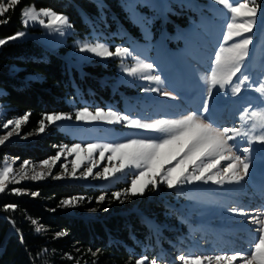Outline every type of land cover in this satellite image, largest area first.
Segmentation results:
<instances>
[{
  "label": "rangeland",
  "instance_id": "374dc122",
  "mask_svg": "<svg viewBox=\"0 0 264 264\" xmlns=\"http://www.w3.org/2000/svg\"><path fill=\"white\" fill-rule=\"evenodd\" d=\"M93 1L99 7V12L94 15L88 14L77 6L88 29L79 31L69 20L73 27L58 33L40 24L38 20H29L28 25L23 24L24 27L19 31L24 32L25 35L17 39L30 37L52 52H59L60 48L67 47L63 57L67 61L68 69L72 71L74 67L80 74L83 72L84 64L115 61L117 74L113 80L108 81L111 96L105 98L99 93L97 96L95 89L89 86L86 89L90 93L88 95L75 82L76 96L72 95L66 99L69 110L48 114H70L72 119L55 122L46 120L43 131L38 128L28 134L21 132L25 121L21 123L19 129H15L14 122L22 117L12 120L4 119L6 108L0 102V138L12 132L4 144L12 142L24 144L28 140H34L42 136L46 128L51 125H56L68 138L60 144L54 156L45 160H26L28 163L25 165V161L19 158H5L0 165V170L10 166L12 171L6 177L4 191L11 189L14 193H23L26 192L24 190L26 184L66 181L105 187L109 189V193H120L118 199L126 194L133 195L131 191L125 192V189L131 188V181L140 170L127 167L121 172L113 173V169L119 167L121 163L119 155L109 160L108 157L112 156V153L105 152L104 159L101 160L97 150L89 159L85 152L69 155V149L74 144L86 147L91 143L126 142L128 138H134L135 133L142 130H130L122 124L112 125L100 120H77L75 114L83 108H88L93 113L98 108L105 111L111 109L133 118L150 120L162 117L177 118L189 112H198L202 104L207 102L210 111L205 115L216 126L241 129L246 128L247 123L251 122L247 120L245 109L250 112L264 108L261 94L255 91V87L264 81V27H261L259 23L253 27L252 33H245V36H253V43L249 45V56L245 58L241 70L249 75L251 85L247 81L244 85H237V77L241 75L237 73L232 78V85L226 84L220 91L213 89V95L207 97L206 81L210 77V69L215 67L214 56L221 48L226 49L232 43L243 39V37H235L227 43L221 39L226 31L225 25L231 22L229 11L223 5L216 4L213 0H119L131 20V23H127L109 8L105 0ZM247 2L250 7L254 6L252 0ZM256 3L264 8V0H256ZM31 5L34 4L27 6ZM35 8L45 9L36 6ZM58 14L68 17L64 13ZM259 16L258 9L257 17ZM40 19H44L47 24V17L41 16ZM244 19L247 17H240L238 22H243ZM83 43L104 44L113 52L118 46L125 47L130 50L131 55L100 57L94 53L80 51ZM138 60L154 64L151 74L160 75L163 83L157 85L153 81L129 75L125 69L134 67ZM108 77L106 75L103 78ZM233 85L239 86L241 91L233 93ZM146 87H160L164 91L171 92L175 99L162 96L158 92L146 93L143 91ZM3 93L4 90L0 87V96ZM9 121L13 123L8 124ZM5 124L8 125L6 128L3 127ZM260 131L257 129V134ZM65 145L68 148H64ZM245 146H247L246 142L241 141L239 147L242 149ZM253 147L256 151L251 153L250 175L239 184L216 185L211 182L207 184L196 182L169 189L165 184L160 183V177L157 176L155 188L149 184L142 195L139 193L133 195L137 199H144V206L157 201L172 205L180 219L178 225L174 226H180L183 223V229L178 233L179 236L182 235L179 246L176 250L170 248L163 262L165 260L166 264H183L178 259L181 255L205 257L239 254L232 264H244V261L250 258L249 254L254 251L259 235L257 231L259 225L253 223L252 218L264 219V207L261 214L260 206L261 203L264 204L261 202V195L264 194V151L260 150L263 146L259 143L254 144ZM173 152L172 146L163 150L159 163L164 164L165 169L172 166L164 163V160ZM57 155L60 158L51 168L43 164L44 161H51ZM74 163L78 165L75 176L72 175ZM226 163L222 162L221 168ZM89 167H93V172L92 175L86 176L85 173ZM105 168L109 169V173L106 177L99 176L98 173L103 172ZM189 170L191 171V168ZM155 171L156 169H153L149 172V176L154 175ZM37 173H43V178L31 179ZM146 179L147 177L139 179L136 188H141ZM67 200H72V204L63 205L65 209L74 210L83 205L82 198ZM231 209L238 211L234 212ZM241 211L247 215L240 214ZM83 213L96 216L98 211L83 208ZM164 214L163 220L151 218L155 232H158L162 225H171L169 214L167 212ZM162 251L159 250L161 253ZM212 264H216V261Z\"/></svg>",
  "mask_w": 264,
  "mask_h": 264
},
{
  "label": "trees",
  "instance_id": "16d2710c",
  "mask_svg": "<svg viewBox=\"0 0 264 264\" xmlns=\"http://www.w3.org/2000/svg\"><path fill=\"white\" fill-rule=\"evenodd\" d=\"M105 1L123 21L131 23L119 0ZM29 4L67 14L79 31L88 29V25L77 6L90 15L99 12L93 0H20L14 10L0 17L7 19L0 25V39L7 40L24 27L21 10ZM66 49L52 52L30 37L0 45L4 119L27 114L22 134L38 130L48 114L68 111L66 99L75 95L76 83L88 95L89 86L97 96H111L108 81L117 74L115 61L84 64L80 74L74 67L69 71L63 57ZM106 75L109 77L104 79ZM67 139L56 125L48 126L34 140L1 145L0 165L7 157L45 160L54 156ZM24 190L14 193L7 189L0 193V264H136L141 258H146L145 264L152 259L166 264L163 258H167L170 248L177 249L182 240L178 233L183 223L174 226L180 221L177 211L163 202L144 206V199L131 194L118 199L105 187L66 181L26 184ZM103 195L104 200H99ZM70 198H82L83 205L74 210L63 208L62 202ZM83 208L97 209L98 214L89 216ZM164 212L169 214L171 225H162L155 232L151 218L163 220ZM37 227L41 228L39 233L35 231Z\"/></svg>",
  "mask_w": 264,
  "mask_h": 264
},
{
  "label": "snow or ice",
  "instance_id": "6c2138e0",
  "mask_svg": "<svg viewBox=\"0 0 264 264\" xmlns=\"http://www.w3.org/2000/svg\"><path fill=\"white\" fill-rule=\"evenodd\" d=\"M214 3L223 5L229 11L230 23L225 25L226 31L222 35L221 39L227 43L232 41L235 37H243L239 42L232 43L228 48H221L220 51L214 56L213 69H210V77H208L206 83L207 97L213 95V89L220 91L224 89L225 85H232V78L237 73H241L240 77H237V85H244L245 82L251 80L249 75L242 72V65L245 62V58L249 56V45L253 43V36H245V33H252L253 27L258 23L261 27H264V8H261L260 4L256 3V0H252L254 6H249L247 0L241 2V0H213ZM20 3V0H3L0 2V17H4L10 10H14L15 6ZM260 10V16L257 17V11ZM47 17L48 22L45 24L44 19L40 17ZM22 23L27 26L28 21H39L40 24H44L47 28H52L56 32H63L67 29H71L73 26L66 15L58 14L52 9H39L37 10L34 5L26 6L21 10ZM240 17H247L243 22H238ZM0 23H7V19H0ZM24 32H18L16 35L8 37L7 40H15L17 37H23ZM7 40L0 39V45L7 43ZM82 52L94 53L100 57H124L130 56L131 52L125 47H116L115 51H110L104 44L97 43L95 45L89 43H83L80 47ZM154 64L139 61L134 67L125 69L129 75L137 76L140 79L153 81L157 85L162 84L163 81L160 75L151 74L154 69ZM237 85H233V93H239L241 88ZM217 86H219L217 88ZM144 92H158L160 95L175 99L173 94L168 91L162 90L160 87H146ZM255 91L261 94V99L264 100V81L259 83L258 87H255ZM210 111L207 102L203 103L201 109L198 112H189L177 118H156L150 120H144L140 118H133L129 115L121 114L111 109L105 111L103 109H96L93 113L88 108H83L75 114L77 120H92V121H105L108 124H122L124 127L130 130H142L134 135V138H128L126 142L121 143H91L86 147H82L80 144H74L69 149V155L72 153L85 152L89 159L92 158V154L99 150L100 159H104L105 152H111L112 156L108 159L112 160L113 157L119 155L121 161L119 167L113 169V173L121 172L127 167H134L140 170L135 178L131 181V188L125 189V192L131 191L133 195L139 193L143 194L144 189L149 184L155 188L157 186L156 177H160V183L165 184L167 188L172 189L177 185L194 184L196 182H203L205 184L211 182L216 185L227 184H239L244 181L245 177L250 175L249 169L251 165V153L256 151L253 147L254 144L259 143L264 146V108L259 110L248 111L245 109V115L250 123H247V127L244 129L237 127H218L210 118L205 114ZM244 117H242L243 119ZM28 119L26 114L22 118L16 120L15 129H19L23 121ZM48 121H61L71 120L70 114H53L45 117ZM13 121H9L8 124H12ZM5 124L3 127H7ZM257 129L261 131L257 134ZM44 130L43 120L40 122V131ZM12 135V132H8L3 138H0V144H4L5 141ZM232 143H229V142ZM246 142L247 146L242 149L239 147L240 142ZM172 146L174 152L167 156L164 163L172 165L167 169L164 168V164H160L159 161L163 155V150ZM64 148H68L67 145ZM235 149V151H234ZM264 151V147L260 149ZM60 158L59 155L53 157L51 161H44L43 164L51 168L56 160ZM175 161V163H173ZM227 162L223 168L221 163ZM25 161V165H27ZM95 165L93 164V167ZM78 165L73 164L72 175L75 176V170ZM93 167H89L86 176L92 175ZM191 168V171L189 170ZM156 169L154 175L149 176V172ZM12 171L10 166H5L0 170V192H3L6 187V177ZM66 171V166H65ZM109 173V169L105 168L103 172L98 173L101 177H106ZM161 173H163L161 175ZM26 175V173H25ZM43 173H37L33 175L31 179H42ZM147 177L145 184L137 189V181L141 178ZM60 178V177H57ZM14 191H19L14 189ZM37 195V193H33ZM117 198L120 197V193H114ZM104 196H100L99 200L103 201ZM65 206L71 205L72 200H65L62 202ZM15 207V206H9ZM231 211H238L237 209H231ZM242 215H247L242 212ZM252 222L259 225L257 236L258 242L255 243L254 251L249 254L250 258L244 261V264H264V219H258L253 217ZM35 224L36 222L33 221ZM36 232H40L41 228L37 227ZM59 233L58 235H63ZM237 255H215V256H184L178 257L183 264H212L216 261V264H232L237 260ZM146 258H141L136 264H145ZM150 264H157L156 259H152Z\"/></svg>",
  "mask_w": 264,
  "mask_h": 264
},
{
  "label": "bare ground",
  "instance_id": "6f19581e",
  "mask_svg": "<svg viewBox=\"0 0 264 264\" xmlns=\"http://www.w3.org/2000/svg\"><path fill=\"white\" fill-rule=\"evenodd\" d=\"M263 180H264V179H263ZM263 196H264V194L261 195V197H262V198H261V202H264V197H263ZM261 204H262V203H261Z\"/></svg>",
  "mask_w": 264,
  "mask_h": 264
}]
</instances>
